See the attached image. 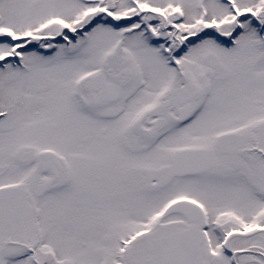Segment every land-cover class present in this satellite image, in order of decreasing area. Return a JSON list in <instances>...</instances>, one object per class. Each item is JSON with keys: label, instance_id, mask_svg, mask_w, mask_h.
Instances as JSON below:
<instances>
[{"label": "snow or ice", "instance_id": "6c2138e0", "mask_svg": "<svg viewBox=\"0 0 264 264\" xmlns=\"http://www.w3.org/2000/svg\"><path fill=\"white\" fill-rule=\"evenodd\" d=\"M0 264H264V0H0Z\"/></svg>", "mask_w": 264, "mask_h": 264}]
</instances>
